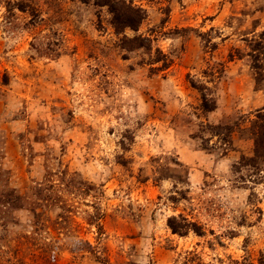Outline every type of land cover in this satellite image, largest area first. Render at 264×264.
I'll return each mask as SVG.
<instances>
[{"label": "rangeland", "instance_id": "rangeland-1", "mask_svg": "<svg viewBox=\"0 0 264 264\" xmlns=\"http://www.w3.org/2000/svg\"><path fill=\"white\" fill-rule=\"evenodd\" d=\"M127 1L0 0V264H264V0Z\"/></svg>", "mask_w": 264, "mask_h": 264}, {"label": "trees", "instance_id": "trees-1", "mask_svg": "<svg viewBox=\"0 0 264 264\" xmlns=\"http://www.w3.org/2000/svg\"><path fill=\"white\" fill-rule=\"evenodd\" d=\"M82 2H89L91 0H81ZM97 5H105L108 8V11L111 13V24L114 27L115 31L118 33H123L121 38L122 46L125 48H137V47H145L150 48L151 43L148 40V37L143 36L141 34H135L133 36H128L125 34V29L130 28L132 30H138V27L144 20L146 13L145 11L127 0H92ZM157 60H161V58H157ZM167 60L162 58V65L165 66ZM202 97L204 102L206 101V95L202 92ZM209 108L210 106H207ZM169 225L174 232L181 231L180 228L182 226H178L174 224V221L169 220ZM180 227V228H179Z\"/></svg>", "mask_w": 264, "mask_h": 264}]
</instances>
